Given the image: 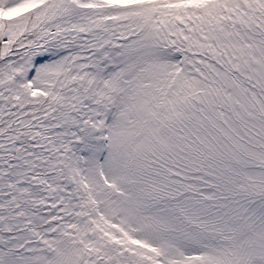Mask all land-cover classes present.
<instances>
[{
	"label": "snow or ice",
	"instance_id": "obj_1",
	"mask_svg": "<svg viewBox=\"0 0 264 264\" xmlns=\"http://www.w3.org/2000/svg\"><path fill=\"white\" fill-rule=\"evenodd\" d=\"M0 264H264V0H0Z\"/></svg>",
	"mask_w": 264,
	"mask_h": 264
}]
</instances>
